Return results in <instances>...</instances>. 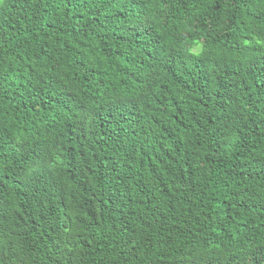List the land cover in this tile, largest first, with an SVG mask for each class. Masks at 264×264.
I'll return each instance as SVG.
<instances>
[{"label": "trees", "instance_id": "obj_1", "mask_svg": "<svg viewBox=\"0 0 264 264\" xmlns=\"http://www.w3.org/2000/svg\"><path fill=\"white\" fill-rule=\"evenodd\" d=\"M0 264H264V0H0Z\"/></svg>", "mask_w": 264, "mask_h": 264}]
</instances>
